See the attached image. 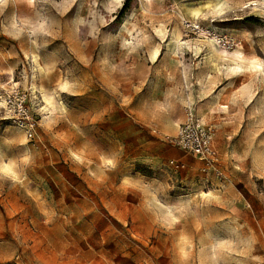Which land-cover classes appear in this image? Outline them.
Wrapping results in <instances>:
<instances>
[{"label": "rangeland", "instance_id": "rangeland-1", "mask_svg": "<svg viewBox=\"0 0 264 264\" xmlns=\"http://www.w3.org/2000/svg\"><path fill=\"white\" fill-rule=\"evenodd\" d=\"M125 2L0 0V264H264V0Z\"/></svg>", "mask_w": 264, "mask_h": 264}, {"label": "built area", "instance_id": "built-area-1", "mask_svg": "<svg viewBox=\"0 0 264 264\" xmlns=\"http://www.w3.org/2000/svg\"><path fill=\"white\" fill-rule=\"evenodd\" d=\"M184 123L177 127L173 145L202 161L215 160L216 151L210 127L196 118L191 108Z\"/></svg>", "mask_w": 264, "mask_h": 264}, {"label": "bare ground", "instance_id": "bare-ground-1", "mask_svg": "<svg viewBox=\"0 0 264 264\" xmlns=\"http://www.w3.org/2000/svg\"><path fill=\"white\" fill-rule=\"evenodd\" d=\"M13 1L15 3V7L16 8H20V6H22L21 4H27L28 7H30V6L32 7V5L35 3V0H13ZM115 1H117V0H115ZM208 5H210V4L208 3L207 6ZM223 5L224 4L221 3V2H216L214 6H215V8H221V7H223ZM190 9L192 10L191 11V15L192 16H196L197 15L196 9L194 7H192V6L190 7ZM123 28L125 30L128 29L126 24L123 26ZM178 38H179V35H175L174 36L175 40H178ZM211 42L217 47V48L216 47L212 48L211 50L213 52H215L219 57H221V58L225 57V54H226L225 52L226 51L225 50L222 51V49L219 48L220 46L218 47L217 43L215 41H211ZM236 56H237V58H242V55L240 54V52H236ZM211 59L212 58L210 56L207 58L208 63L212 64V66L217 68L218 66L214 62H212ZM256 61H257V59L252 58V59L249 60L248 63L240 62V65L236 64L234 67L226 66V67H224V69L229 74H237L238 73L240 76L246 74L247 72L261 73L264 76V73H263V70H262L261 66ZM35 62L37 64L38 68H40V65L38 64V62L37 61H35ZM40 69H41V73H43L42 68H40ZM45 103H47L48 107L53 108V105L51 103V98L50 97L46 100ZM15 167L16 166L14 164L0 165V171L3 174L7 175V176L11 175V176L17 177V172H16ZM214 196H215L214 193L210 191L208 194H206V192L205 193H200V195L198 197H200L202 199H205V198L214 197Z\"/></svg>", "mask_w": 264, "mask_h": 264}, {"label": "trees", "instance_id": "trees-1", "mask_svg": "<svg viewBox=\"0 0 264 264\" xmlns=\"http://www.w3.org/2000/svg\"><path fill=\"white\" fill-rule=\"evenodd\" d=\"M126 2H127V0H126ZM126 2H125L124 5H123V9H122V11H123V10H126V9L129 8V5H128Z\"/></svg>", "mask_w": 264, "mask_h": 264}, {"label": "crops", "instance_id": "crops-1", "mask_svg": "<svg viewBox=\"0 0 264 264\" xmlns=\"http://www.w3.org/2000/svg\"><path fill=\"white\" fill-rule=\"evenodd\" d=\"M224 69V68H223ZM218 98V97H217Z\"/></svg>", "mask_w": 264, "mask_h": 264}]
</instances>
